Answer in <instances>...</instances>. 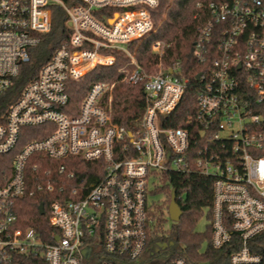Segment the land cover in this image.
Masks as SVG:
<instances>
[{
	"label": "built area",
	"instance_id": "2783aa9c",
	"mask_svg": "<svg viewBox=\"0 0 264 264\" xmlns=\"http://www.w3.org/2000/svg\"><path fill=\"white\" fill-rule=\"evenodd\" d=\"M207 6L193 52L205 72L198 80L197 110L186 121L199 132L191 146L189 129L166 127L189 85L180 62L165 65L171 44L152 43L158 62L150 72L130 50L154 33L151 10L158 0H0V97L50 33L55 8L64 12L69 30L0 116V264H13L15 254L28 253H41L47 264H95L94 259L142 264L153 226L149 181L155 187L170 173L213 179L212 247L231 245L233 234L239 245L225 264H264V255L250 249L251 241L264 234V0ZM108 10L111 15L104 14ZM114 52L131 64L121 69L122 82L144 89L145 107L134 131L114 122L115 83L95 82L77 111L71 105L69 86L99 67H114ZM47 125L53 127L49 135L28 142L9 169L1 168V157L16 149L25 128ZM35 155L34 172L46 159L105 164L103 178L93 185H60L49 209V224L57 232L51 243L17 227V200L57 189L47 169L37 188L29 190L27 169ZM57 171L59 177L68 172L65 165ZM67 179L74 180V174ZM87 249L89 258L83 254Z\"/></svg>",
	"mask_w": 264,
	"mask_h": 264
},
{
	"label": "trees",
	"instance_id": "16d2710c",
	"mask_svg": "<svg viewBox=\"0 0 264 264\" xmlns=\"http://www.w3.org/2000/svg\"><path fill=\"white\" fill-rule=\"evenodd\" d=\"M228 0H158V7L151 10L155 24V31L147 36L140 43H134L130 50L136 54L138 63L147 72L153 69L158 59L152 54L151 45L153 42L162 41L171 44L165 65L180 62L182 74L189 79L186 93L179 105V108L171 116L172 122L166 127L187 128L191 134V146L194 145L199 132L195 131L193 125H186V121L193 116L197 110V100L200 94L201 83L196 79L198 75L205 72L204 65L196 62L193 57L194 44L207 19V5L211 2H224ZM197 6V5H199ZM112 10L104 14L111 15ZM52 29L44 35L41 43L31 51V61L21 69L20 75L14 80L10 89L0 97V116L19 97L23 88L34 80L41 67L49 61L55 49H57L68 37V27L64 12L55 8L53 13ZM116 63L111 67H99L90 72L85 78L69 86L71 105L79 109L85 91L99 81L115 83L113 90V114L114 122L125 127L128 131H134L141 119L144 110V89L142 86H130L122 82L121 69L131 67L129 59L122 53L114 52ZM53 127L51 125L25 128L16 149L8 155L1 157L2 167L6 165L9 169L11 161L19 154L23 147L32 140L45 138ZM38 156H33L27 169L29 190L37 188L39 176L45 170L52 172L51 179L56 181L57 189L53 194L48 192H37L32 196H25L15 202L14 210L17 216V227L23 230L32 229L43 243H51L52 236L57 232L49 224V209L51 203L57 199L60 185L76 186L78 182L84 181L87 185L94 184L101 180L105 174L103 162H86L79 158H71L64 161L44 160L41 163L40 171L34 172L31 165L35 163ZM65 165L66 174L57 175V167ZM5 166V167H6ZM73 173L75 179L69 181L67 174ZM67 179V180H66ZM161 185L155 187L157 192H165L167 201L164 205L155 208L150 214L153 217V226L149 233L148 251L145 253L144 264H165L177 258L188 260V264H225L230 254L237 250V236L233 234L231 245L221 250H215L211 244V208L213 203V179L200 173L176 174L170 173L160 179ZM69 189V188H68ZM175 190L176 203L182 209L183 215L178 223L173 224L170 230L165 229L164 219L161 216L163 208L169 207L171 202V191ZM67 192V191H66ZM44 205V214L39 212V206ZM209 221L204 232L197 230L203 218ZM173 241L172 249L160 250L153 253V247L158 243ZM203 242L208 245L202 249ZM236 246V247H235ZM251 252L264 255V234L250 243ZM172 254L168 255L169 252ZM13 264H47L40 254H15Z\"/></svg>",
	"mask_w": 264,
	"mask_h": 264
},
{
	"label": "rangeland",
	"instance_id": "374dc122",
	"mask_svg": "<svg viewBox=\"0 0 264 264\" xmlns=\"http://www.w3.org/2000/svg\"><path fill=\"white\" fill-rule=\"evenodd\" d=\"M151 183H152V181H149L148 201H149V205L150 204L152 205V208H153L152 210L154 211L155 208L153 207V205L154 204L156 206L164 205V203H166V201H167V197H166L165 192H163V191H161V192L160 191L159 192L155 191V187L156 186L154 187ZM160 185H161V182H159V186ZM161 216L165 220L164 221L165 229L166 230H170L173 227V224H175V223L170 220L169 213H168V206H167V208L166 207L163 208V212H162ZM207 224H209V221L204 217L200 221L197 230L199 232H204L205 228H207L206 227ZM207 245L208 244L206 242H203L202 249L206 248ZM170 254H172L171 251L168 253V255H170ZM94 263L97 264V259H94ZM142 264H144V262H142Z\"/></svg>",
	"mask_w": 264,
	"mask_h": 264
},
{
	"label": "water",
	"instance_id": "95a60500",
	"mask_svg": "<svg viewBox=\"0 0 264 264\" xmlns=\"http://www.w3.org/2000/svg\"><path fill=\"white\" fill-rule=\"evenodd\" d=\"M200 75L197 76V80H199ZM176 193L175 190L171 191V202L170 205L168 207V213H169V217L170 220L174 223H178L181 220V217L183 215L182 209L179 207V205L176 203ZM39 212L41 215L44 214L45 210H44V205L41 204L39 206ZM58 240V238H57ZM174 242L170 241L167 243H158L157 245H155L152 249H153V253H158L160 250H165V249H172L174 246ZM91 249H87L83 251V254L86 258H89V254H90Z\"/></svg>",
	"mask_w": 264,
	"mask_h": 264
},
{
	"label": "flooded vegetation",
	"instance_id": "af4514ba",
	"mask_svg": "<svg viewBox=\"0 0 264 264\" xmlns=\"http://www.w3.org/2000/svg\"><path fill=\"white\" fill-rule=\"evenodd\" d=\"M170 242V241H169ZM173 242V241H172Z\"/></svg>",
	"mask_w": 264,
	"mask_h": 264
}]
</instances>
